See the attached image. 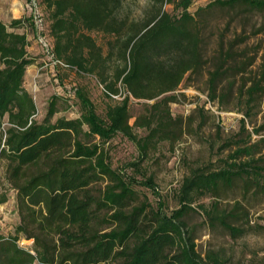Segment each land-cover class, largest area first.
<instances>
[{
	"label": "trees",
	"instance_id": "obj_1",
	"mask_svg": "<svg viewBox=\"0 0 264 264\" xmlns=\"http://www.w3.org/2000/svg\"><path fill=\"white\" fill-rule=\"evenodd\" d=\"M129 1L38 0L55 58L65 67L95 75L110 98L121 96L107 106L105 116L87 93L77 89L81 117L53 122L54 96L48 115L38 121L35 99L24 85L27 67L35 62L29 53L31 24L25 16L9 24L0 20V158L18 190L22 214L15 236L0 235V264H225L216 255L209 254V260L201 256L184 217L197 198L217 195L237 179L261 176L263 164L251 157L216 170H193L179 188V208L166 214L148 200L128 208L136 199L133 186L138 180L110 160L106 143L119 133L143 156L159 142L181 137L184 118L174 116L171 104L178 101L186 75L204 61L203 40L190 10L194 0H149L141 18L127 12ZM166 3H174L177 13L166 10ZM215 4L264 10V0H214L211 5ZM93 32L103 33L106 46ZM221 69L211 72V83ZM260 88V81H255L249 93ZM132 97L154 100L142 104L144 112L133 124ZM209 97H217L215 86ZM136 127L144 128L146 135L137 134ZM95 136L99 141L92 140ZM103 179L108 183L96 195L93 185ZM201 207L234 238L244 233L228 221L229 213L213 216ZM100 210L107 211L102 218ZM100 219L111 228H99ZM20 233L34 239L32 249L20 246Z\"/></svg>",
	"mask_w": 264,
	"mask_h": 264
},
{
	"label": "rangeland",
	"instance_id": "obj_2",
	"mask_svg": "<svg viewBox=\"0 0 264 264\" xmlns=\"http://www.w3.org/2000/svg\"><path fill=\"white\" fill-rule=\"evenodd\" d=\"M148 1L130 0L126 10L141 18L147 12ZM213 1L194 0L190 7L203 40L204 61L201 68L186 75L177 91L178 101L171 104L174 116L184 118L181 137L175 142H159L144 156L138 146L121 133L106 143L113 167L138 180L133 186L136 199L128 208L148 200L155 209L171 214L179 208V188L193 170H216L251 157L256 164L264 165V10L242 5H211ZM165 8L171 13L176 11L174 3H166ZM37 13L45 14L38 0H0V20L9 24L13 16L23 15L31 24L29 53L35 62L27 67L24 85L35 99V118L45 119L54 96L57 99L56 111L51 117L53 122L59 117H81L83 108L77 89L87 93L97 112L105 116L107 106L121 96L110 98L95 75L55 63L54 56L41 41V38L48 39L46 31L37 30L35 26ZM92 34L106 46L103 33ZM219 66H222V74L213 84L211 72ZM255 81H260L261 88L251 96L249 89ZM212 86L216 87L217 97L210 103L207 96ZM121 91L125 94L126 89L121 86ZM152 102L154 100L132 97L130 123L144 112L143 103ZM202 107L204 111L200 110ZM88 128L85 125V129ZM134 131L140 136L147 133L140 127ZM91 138L99 141L98 136ZM241 149L244 151L238 155ZM132 162L136 165H131ZM107 183V179L95 183V194L100 195ZM0 199H5L0 203V235L15 236L22 222L18 190L10 183L5 160L1 158ZM201 205L214 212L213 216L229 213L228 221L242 228L244 233L234 238ZM106 213L100 210L99 218ZM184 219L204 259L209 260L210 254L225 264H264V171L252 179H237L217 195L197 198ZM97 226L111 228L101 219ZM18 243L32 249L34 239L20 233ZM116 262L121 263L122 259Z\"/></svg>",
	"mask_w": 264,
	"mask_h": 264
},
{
	"label": "built area",
	"instance_id": "obj_3",
	"mask_svg": "<svg viewBox=\"0 0 264 264\" xmlns=\"http://www.w3.org/2000/svg\"><path fill=\"white\" fill-rule=\"evenodd\" d=\"M34 21H35V26H36V28H37V30H40V31H46V26H47V24H46V20H45V18H44V15L42 14V13H37L36 14V16H35V18H34ZM47 35V34H46ZM47 38H48V36H47ZM49 39V38H48ZM48 39H46V38H41V41H43V44L49 49V51L52 53V55L54 56V53L52 52L53 50H52V42H50V40H48ZM54 58H55V56H54ZM55 63H57V64H59V65H61V66H66L62 61H60V60H58V59H56L55 58V61H54ZM207 100L211 103L212 102V100L210 99V97L209 96H207ZM197 106V105H196ZM195 106V107H196ZM206 107V106H205ZM32 252L34 253V254H36V252L34 251V250H32Z\"/></svg>",
	"mask_w": 264,
	"mask_h": 264
},
{
	"label": "crops",
	"instance_id": "obj_4",
	"mask_svg": "<svg viewBox=\"0 0 264 264\" xmlns=\"http://www.w3.org/2000/svg\"><path fill=\"white\" fill-rule=\"evenodd\" d=\"M21 17H23V15H15V16L12 17V19H14V18H21ZM12 19L10 20V22L12 21Z\"/></svg>",
	"mask_w": 264,
	"mask_h": 264
}]
</instances>
